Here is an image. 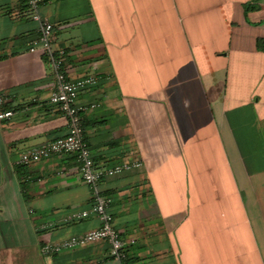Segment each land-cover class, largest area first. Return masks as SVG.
Wrapping results in <instances>:
<instances>
[{
	"label": "crops",
	"instance_id": "0c3cea01",
	"mask_svg": "<svg viewBox=\"0 0 264 264\" xmlns=\"http://www.w3.org/2000/svg\"><path fill=\"white\" fill-rule=\"evenodd\" d=\"M251 9L245 14L244 6ZM80 93L96 167L139 160L104 178L122 262L105 241L43 256L40 246L99 226L73 155L28 166L20 154L67 134L48 102L54 71L26 0L0 3V264H264V0H43Z\"/></svg>",
	"mask_w": 264,
	"mask_h": 264
},
{
	"label": "built area",
	"instance_id": "2783aa9c",
	"mask_svg": "<svg viewBox=\"0 0 264 264\" xmlns=\"http://www.w3.org/2000/svg\"><path fill=\"white\" fill-rule=\"evenodd\" d=\"M5 0H0L4 2ZM43 0H26L31 9L32 20L38 23V35L31 42L29 51H40L51 64L54 71V84L48 95V102L54 105L67 119V134L46 144L31 147L23 151L18 163L28 166L53 156L73 155L78 162V171L82 181L92 191V206L88 211L72 212L66 218V222H76L95 216L99 220V226L83 234L68 237L58 243H45L40 246L43 256L58 254L65 250H71L88 244L105 241L109 246L110 256L122 262L126 259L125 241L113 225L112 215L108 211L110 200L99 193V183L107 177H112L123 172L139 168L142 162L139 160L124 161L112 167H96L92 159V152L84 140L82 114L88 108H94L98 104L89 106L80 105L77 99L81 92L96 87L101 77L97 74H89L76 79H70L65 71V50L56 47L53 35V25L47 19L38 14V8ZM6 96L0 92V121L10 120L14 112L7 109Z\"/></svg>",
	"mask_w": 264,
	"mask_h": 264
},
{
	"label": "trees",
	"instance_id": "16d2710c",
	"mask_svg": "<svg viewBox=\"0 0 264 264\" xmlns=\"http://www.w3.org/2000/svg\"><path fill=\"white\" fill-rule=\"evenodd\" d=\"M251 8L246 5L244 6V10H245V14L247 13V11H249ZM256 49L258 51H262L264 52V38H257L256 39ZM7 109L9 108L7 105L5 106Z\"/></svg>",
	"mask_w": 264,
	"mask_h": 264
}]
</instances>
